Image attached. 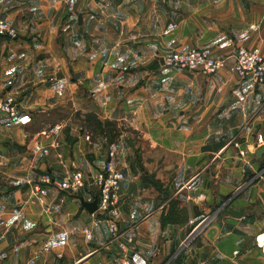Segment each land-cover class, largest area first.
I'll return each instance as SVG.
<instances>
[{"label": "crops", "instance_id": "0c3cea01", "mask_svg": "<svg viewBox=\"0 0 264 264\" xmlns=\"http://www.w3.org/2000/svg\"><path fill=\"white\" fill-rule=\"evenodd\" d=\"M64 3L0 0L16 30L0 36V98L18 105L14 118L0 112V264H264V86L230 62L213 75L163 62L193 47L264 56V0ZM88 114L114 135L82 127ZM106 167L124 176L115 239L80 200H94ZM76 170V196L38 193L45 175ZM224 199V215L183 248Z\"/></svg>", "mask_w": 264, "mask_h": 264}, {"label": "built area", "instance_id": "2783aa9c", "mask_svg": "<svg viewBox=\"0 0 264 264\" xmlns=\"http://www.w3.org/2000/svg\"><path fill=\"white\" fill-rule=\"evenodd\" d=\"M67 6L73 9L75 0H66ZM253 29V27H249ZM0 36L5 38L16 37V30L9 23L0 20ZM164 65L171 69L184 70L187 72L197 71L203 75H213L220 69L228 67L230 62L229 71L233 74H237L243 80H251L255 84L264 86V56L261 55L260 50L257 48L247 49L244 47H238L234 52L226 57L215 58L209 48H189V50L178 51L172 54L168 59H165ZM17 101L13 98H1L0 99V112L6 114L10 118H14L17 115ZM57 131V129H54ZM85 139L88 141V137ZM257 145L262 144V138L260 136L256 139ZM237 147L238 144H233ZM40 148L35 147V151ZM246 151H240V156H244ZM124 179L121 171L114 170L110 167H106L104 171L95 174L91 183L96 189L97 210L98 213L107 223L108 231L111 238L115 239L118 235V205L120 203V188ZM40 187H38V193L40 195L46 194L47 186H55L58 191L65 192L72 196H76L80 191L86 188L85 177L79 170L69 174L58 183H54L48 175H45L39 181ZM213 218V215L211 216ZM209 218L202 221L196 229H200ZM195 231L191 234L193 237ZM83 235L86 240L91 238L88 229L83 230ZM191 237V238H192ZM257 246L264 253V234L257 236ZM184 245V244H183Z\"/></svg>", "mask_w": 264, "mask_h": 264}, {"label": "trees", "instance_id": "16d2710c", "mask_svg": "<svg viewBox=\"0 0 264 264\" xmlns=\"http://www.w3.org/2000/svg\"><path fill=\"white\" fill-rule=\"evenodd\" d=\"M82 127L85 129L90 128L93 132H98L99 135H108V137H111L114 135L113 132H115L114 124L110 121H99L97 118L91 114H88L87 116H84V118L81 119Z\"/></svg>", "mask_w": 264, "mask_h": 264}, {"label": "water", "instance_id": "95a60500", "mask_svg": "<svg viewBox=\"0 0 264 264\" xmlns=\"http://www.w3.org/2000/svg\"><path fill=\"white\" fill-rule=\"evenodd\" d=\"M263 150H264V148L261 147V148H259L256 151V156H257L258 159L261 157V154H262ZM80 200H81L82 207L85 208L88 211V213H94V212H96L98 198L94 197V200L91 201V203L84 202L82 199H80ZM227 213H228L229 216L234 217V218H239V217H241L243 215V213L241 211L236 212V211H233V210H229ZM191 237L192 236H189L187 238V240L184 242V245H187L190 241L193 240L192 238L194 236L192 238Z\"/></svg>", "mask_w": 264, "mask_h": 264}, {"label": "rangeland", "instance_id": "374dc122", "mask_svg": "<svg viewBox=\"0 0 264 264\" xmlns=\"http://www.w3.org/2000/svg\"><path fill=\"white\" fill-rule=\"evenodd\" d=\"M65 6H66V11L68 12V13H70V12H72L73 10H74V8H75V3H74V7H73V9H70V8H68V6H67V3H66V0H65ZM15 29V28H14ZM189 50V49H188ZM185 51V50H184ZM175 52H178V51H175ZM174 52V53H175ZM174 53H172V54H174ZM171 54V55H172ZM171 55H169L168 57H166V59H168ZM165 66V65H164ZM168 69H171V68H169V67H167ZM173 70H175V69H173ZM1 99V98H0ZM89 132V133H88ZM88 134L86 133V135L88 136L89 135V137H91V132H90V130L88 129ZM89 141V140H88ZM35 149V148H34ZM263 170H264V167H263ZM234 198V197H233ZM230 199H224L223 200V202L219 205V206H217L216 208V210L214 211L215 213L213 214V218H211V216H210V218L204 223V224H207V223H210V221H212L214 218H217V216H222V215H224V213H225V210L224 209H226L225 207L228 205V203L230 202L229 201ZM229 201V202H228ZM200 230H201V228L200 229H197L196 230V232H195V234L193 235L194 237L192 238L193 240L197 237V235H198V233L200 232ZM184 244V243H183ZM185 246H188V245H182V247L184 248ZM181 247V248H182Z\"/></svg>", "mask_w": 264, "mask_h": 264}]
</instances>
